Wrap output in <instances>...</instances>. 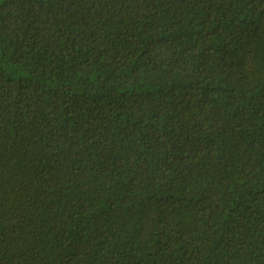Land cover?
Wrapping results in <instances>:
<instances>
[{
	"label": "trees",
	"instance_id": "trees-1",
	"mask_svg": "<svg viewBox=\"0 0 264 264\" xmlns=\"http://www.w3.org/2000/svg\"><path fill=\"white\" fill-rule=\"evenodd\" d=\"M0 264H264V0H0Z\"/></svg>",
	"mask_w": 264,
	"mask_h": 264
}]
</instances>
